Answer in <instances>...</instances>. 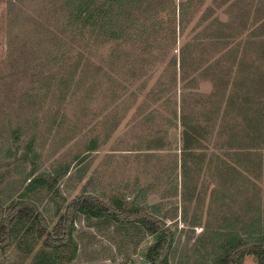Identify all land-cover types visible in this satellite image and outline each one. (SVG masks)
Listing matches in <instances>:
<instances>
[{
    "label": "rangeland",
    "instance_id": "374dc122",
    "mask_svg": "<svg viewBox=\"0 0 264 264\" xmlns=\"http://www.w3.org/2000/svg\"><path fill=\"white\" fill-rule=\"evenodd\" d=\"M14 1L0 0V210L7 211L14 202L24 200L37 207L49 222L51 229L70 201L81 194L84 184L88 188L96 186L93 191L97 190L94 194L98 196H92L98 198L102 204H106L112 196H119L126 200L130 207L142 203L143 213H148L150 202L160 196L164 204L162 211L164 210L166 216L171 217L174 210L178 212L179 208L182 214L186 215L187 223L196 224L192 229L188 224L180 228L178 221L166 220V225L175 232L170 264L211 263L215 257L209 239L213 237L211 232L219 225L225 226L233 220V216L242 218L244 209L249 204L254 207L258 205L254 187L245 183L241 177H234L232 171L224 167L226 161L240 165L241 160L236 156L231 163L225 153V145L218 147L215 144V147L209 144L205 150L197 151L189 160L186 157L184 163L181 158L179 173L177 171V175L172 176L175 168L170 170L168 165L172 163V158L179 154L178 148L182 146V142L176 148V143L173 142L170 150L175 152L168 153V158L165 156L166 152L158 153V157H164L162 167H157L161 161H137L131 154L134 152L128 150L147 129L149 132L153 131L155 126L166 129V118L172 119L174 115L180 116L181 119V109L187 110L191 100L188 97L180 98V92L198 90L208 93L210 88L212 89L209 79L201 78H197L199 83L196 90L185 88L184 85L187 82L194 83L189 80L195 78L186 75L182 79V74L189 73L190 64H195V59L189 57L185 63L188 65L184 67L179 62L181 47L187 42H192L206 23L198 24L196 19L190 20L183 30H178L176 44L173 45L171 39L163 40L159 46L155 45L149 52H145L139 59L140 63L136 64L135 60L125 65L118 58L112 59V66L105 65L102 68L104 72L108 71L111 78L99 71L100 75L96 73L90 78L87 76L84 81L81 74L84 58H79L78 52L83 51L82 47L88 39H77L75 32L60 34L61 29L59 31V28H54L52 39L48 37L50 40L41 43L38 41L40 34L32 35L28 23L23 22L27 20L26 14L37 13L38 7L31 1L16 0L25 2L23 7L19 6L22 8L19 9L21 15H17ZM57 37L59 42H56ZM220 39L213 36L211 40L204 41L216 44L199 45V48L206 51L199 50L196 54L199 61H205L207 65H218L217 76L227 79L233 73L237 75L238 64H232V58L226 57L230 51L224 49L215 52L214 46L217 49L220 47ZM157 41H160L159 37ZM263 48L261 45L257 53L253 51L251 56L247 57L254 58L262 69L264 56H259V52ZM107 52L110 50L104 48L101 55ZM150 52L149 57L147 54ZM212 52L214 54H211ZM191 55L193 57L194 53ZM212 55L216 56V60L208 59ZM52 57H56V60ZM146 59L148 61H145ZM89 60L92 64H99L98 57H91ZM73 64H77V68L71 76L68 71ZM245 67L247 66L242 67L245 71L243 77L248 75L256 82L260 73L258 66H250L249 70ZM219 69L221 71H218ZM253 70L255 72H252ZM174 71L175 81L171 76ZM197 75L196 72L194 76ZM256 90L260 89L252 91L256 93ZM185 100L187 106L183 104ZM179 103L180 109L177 110ZM161 107L164 113H161ZM139 109L143 110V114L152 113L154 121L147 123V126L139 123L136 116ZM160 114L165 120L159 119ZM153 124L154 126H151ZM237 130H241V127L238 126ZM231 131L233 130L227 129L218 142L232 143L231 145L239 143L240 137L233 138L228 135ZM214 141L216 142V137ZM245 163L242 159V165ZM65 167H68L69 171L56 185L55 188L59 192L57 195L46 191L25 195L28 179L53 174ZM155 167L156 172L165 175L161 178V190L154 186L153 175L145 180L141 178V187L132 184V177L136 172L138 174L146 170L149 174L151 168L152 171L156 170ZM242 173L246 174L244 171ZM111 174L115 177L111 178ZM83 178L85 181L82 184ZM256 183L262 203L263 173H260V180ZM148 185L152 187H147ZM154 189L160 191L153 195ZM226 193L229 195L228 199L225 197ZM231 194H234L233 197ZM56 212H60V215L55 216ZM138 216L140 211L128 215L121 214L118 220L137 221ZM243 221L234 222L235 225L241 226ZM81 222L82 216L78 215L73 231L75 240L80 244V252L85 240L87 244L93 245V248L99 244L108 245L113 252L110 259L116 264H145L148 262V248L158 240L157 234L139 236L132 232L133 229L128 234L127 230H121L123 227L120 225L109 231L105 229L107 242L96 244L91 241V236L87 235L93 231H80ZM221 240L219 237V242ZM95 258L102 259L101 256ZM249 259L257 261L253 255H246L236 264ZM33 260L32 255L24 253L18 247L14 236H11L7 247L0 248V264L26 263Z\"/></svg>",
    "mask_w": 264,
    "mask_h": 264
},
{
    "label": "trees",
    "instance_id": "16d2710c",
    "mask_svg": "<svg viewBox=\"0 0 264 264\" xmlns=\"http://www.w3.org/2000/svg\"><path fill=\"white\" fill-rule=\"evenodd\" d=\"M19 1H14V6L18 11L17 15H21L19 9L22 8L19 6L25 3ZM26 1H31L38 9H36L37 13L26 14L27 20L23 22L28 23L32 35L40 34L38 41L41 43L47 42L50 40L49 38L52 39V29L54 28H59V31L61 29L60 34L66 35L68 32H75L78 36L77 39L84 40V37L88 39L82 47L83 51L78 52L79 58H84L81 68L84 81L87 80V76L90 78L96 73L100 75L99 71L102 72L105 65L112 66V59L118 58L125 65H128L129 61L135 60L136 64L145 52H149L155 45L159 46L163 40L171 39L173 45L176 44L178 30H181L183 24L190 17L189 0H181L178 5L175 0ZM263 26L264 23L260 28ZM227 27L221 26V24L215 25L209 35H201V37L197 35L193 43H187L181 47L179 62L182 67L188 65L185 63L189 57L195 59V64H190L189 73L185 75L183 73L181 77L184 79L186 75L193 76L195 79L189 81L194 83L187 82L184 87L196 90L199 83L197 78L209 79L208 81L212 85V90L208 93L190 90L189 92L183 91L181 94V98H192L191 105L187 107V110L181 109V111L183 110L181 122L184 126L183 149H202L209 144L214 146L217 144L218 147L225 145L228 160L231 162L234 157L238 156L241 162L240 165H234L233 162H231L233 164H229L225 160L224 167L231 170L234 177H241L245 183L254 187V196L258 202L256 207L249 204L244 209L242 218L233 216V220H230L225 226L219 225L211 232L214 238L209 237V239L212 242L211 251L215 257L209 264H236L246 255H253L258 263L264 264V202L260 203L262 201L261 193L256 187V181L260 180V173H263L264 177V146L261 145H264V69L260 68L258 64H249V66L238 64L237 75L233 73L231 77L224 79L217 76L218 65H207L205 61H199V56L196 54L199 50L206 51L198 47L199 45L208 46V43L201 41L203 37L208 39L212 35V38L219 36L224 39ZM253 34L251 33V36ZM158 37L160 41H157ZM230 37L233 38L232 35ZM59 41L57 37L56 42ZM211 44H216V42H211ZM261 44L263 43L261 42ZM234 47H231L228 50L230 52L226 54L227 57L232 58V62L242 56V53L239 55ZM104 48L110 52L101 55ZM214 50L215 52L219 51L215 46ZM192 52L194 53L193 57H191ZM263 53L264 48L259 52V56H264ZM147 55L150 57L151 52ZM217 56L221 57L219 54ZM247 56L248 54L244 51L243 57ZM91 57L92 59L98 57L99 64L97 62L96 65L92 64L89 60ZM213 57L216 56H209L208 59ZM219 57L217 58L219 59ZM52 58L56 60V57ZM213 63L217 64V62ZM243 66H247L245 67L247 70L250 66H258L260 73L256 82L252 81L248 75L243 77L245 74ZM76 68L77 64L70 66L68 71L70 75ZM107 72L103 74L107 78H111ZM196 72L198 75L195 77ZM175 74L174 71L171 75L174 81ZM254 89L260 90H256L255 93L252 91ZM192 95L194 97H190ZM238 126L241 127V130H237ZM227 129L233 130L228 132L229 136L240 137L239 143L235 145L228 143V145L218 142ZM214 137H216V142ZM242 159L246 161L244 165H242ZM68 171V167H65L53 174L38 175L28 179L25 195L39 193V191L57 195L59 192L55 187ZM242 171L246 174L242 175ZM233 195L231 194L232 197ZM225 197L228 199L229 195L226 193ZM115 209L108 204H102L98 198L83 193L70 201L62 215L59 214L60 212L54 214L55 216L60 215V217L50 229L49 222L36 206L24 200H18L7 211L0 210V248L7 247L10 244L11 236H14L21 250L30 253L37 249L35 264L68 263L75 258L77 253V244L73 239L76 217L83 214L87 219L105 216L119 218L120 213ZM135 211L139 212L132 207L121 209L125 215ZM242 220L244 221L241 226L235 225L234 221ZM138 224L148 235L157 234L158 236V240L146 252L147 261L150 264H170L175 232L171 231L166 223L156 220L151 214H140ZM188 225L191 229L196 226L193 223ZM219 237L222 239L221 242H219ZM199 264L208 263L199 262Z\"/></svg>",
    "mask_w": 264,
    "mask_h": 264
},
{
    "label": "crops",
    "instance_id": "0c3cea01",
    "mask_svg": "<svg viewBox=\"0 0 264 264\" xmlns=\"http://www.w3.org/2000/svg\"><path fill=\"white\" fill-rule=\"evenodd\" d=\"M180 1L181 0H175L177 5L179 4ZM183 1H187V0H183ZM189 1H190V5H189L190 17L188 18V21L183 24V27H181L182 30L184 29V27H186L189 24L190 20H193V19H196L198 24L206 23L202 31L199 34H197L199 35V37H201V35H209L210 32L213 30L212 27L215 25L221 24V26H228L226 29V33L228 35L226 34L224 39L218 36V38H221L219 40L220 47L218 49L219 50L225 49V51H227L231 47L235 46L234 48L238 51V54L241 55L242 53V56L237 57L235 59V63L232 62V64L233 63L242 64V65L258 64L254 58H247V57L251 56L250 54H252L253 51H256L257 53L259 49L261 48V45H263L264 47V26L260 28V26L263 25L264 23V0H189ZM251 33H254V34L251 36ZM197 35H195V37ZM230 35H232L233 38H231ZM221 36H222V33H221ZM195 37L193 38L192 42H187V43H193L195 40ZM211 38H212V35L208 39L210 40ZM208 39H205L203 37L201 41H206ZM261 42L263 44H261ZM209 44L210 46L213 45L211 44V42ZM244 51L248 54L247 57H243ZM213 60H216V57H213ZM211 90L212 89L210 88V91ZM181 94L182 93L180 92V98H181ZM190 97H194V95ZM190 100L192 101V98H190ZM185 103L183 102L184 105H186ZM179 105L180 103L178 104L177 110L180 109ZM181 105H182V101H181ZM161 113H164L162 107H161ZM136 116L138 118L137 121L139 123L145 124L146 126H147V123L154 121L153 114L150 112L148 114H145V113L143 114L142 109L138 110V113L136 114ZM159 119L165 120V118H163L161 114L159 115ZM180 120H181L180 116L174 115L172 119L166 118V121H167L166 129H162L161 127L157 128L155 126V128L153 127V131L149 132V129H147V131L142 133L140 137L137 139V142L134 144L135 146L136 145L137 146L134 147V145H132L128 149L129 152H134V153H131L133 154V159H136L137 161L138 159L140 161H142L143 159V160H146L148 163H149V160L155 163L161 161V163L158 164L157 167L159 166L162 167V162L164 160V157H158V153L161 151H164L166 152V155H165L166 158H168V156L170 157V154L168 153L173 154L175 152V150H170V147L173 144V142L176 143L175 148L180 145V142H182L181 144L182 146H179L178 148L179 154L178 155L176 154L174 158H172V163L168 165V168L170 170H172V168H175V172L172 176L177 175V171L179 173V168L181 167V164H180L181 158H183L185 161L187 158L189 160L192 155L195 156V153L197 151H203L206 149V148L188 149V150L183 149V138L182 137H183V132H184V126ZM156 122H158V120ZM151 126H154V124ZM184 160H182L183 163H184ZM152 169L153 168H151V170L149 171V174H147L148 171L146 172V170H144L143 173L137 174L136 172L135 175L132 177L134 178V181L132 182V184H135V186L141 187L142 186L141 178L145 180L147 179L148 176L153 175V177L155 178L154 186L157 189L159 188L161 190L163 186V182L161 178L165 175L161 172H156L157 171L156 167H155L156 170L152 171ZM110 176L111 178L115 177L112 174ZM84 181L85 180L83 178L81 183L83 184ZM147 187L151 188L152 185H148ZM93 188L96 189V186L92 185L91 187L88 188V186L84 184V186L82 187L81 194L84 193V194L98 196L97 194H94V192H96L97 190L93 191ZM157 189H154L153 195H156L158 191H160ZM145 190L146 188H144V191ZM152 191L151 193H153ZM162 200L163 198L158 196L157 200L155 199L153 200V202H150L148 206V209H149L148 213H143L142 207H141L142 203L135 205V207L134 206L133 207L131 206V207L134 208L135 210H139L141 215L151 214L152 216H154L156 220H159L160 222L166 223V220L168 219L171 222L178 221V224H179L178 226L180 228L183 227L185 224L186 225L189 224L186 221V215L185 214L183 215L182 210H180L179 208H178V212L176 209L174 210V213L171 217L166 216L164 213V210L162 211V209L164 208V204ZM106 204H108V206H110L113 209L118 208L115 210H117L120 213V216L121 214H123L121 212L122 208L130 207L129 203L126 202V200L124 199L122 200L119 196H112V198H110L109 201L106 202ZM146 207L147 206H144V208ZM135 213H139V212L135 211ZM80 216H82L80 231H84V232L93 231V232H90L91 234H87V235H90L91 241L96 242V244H98V242L100 243L101 241L107 242L106 236H104L105 235L104 232L107 233L109 229L115 228V226L119 227L120 225H122L123 227V229L121 228V230L122 231L127 230L128 234L133 229L134 231L132 232L134 234H139V236H150L144 231L141 225L138 224V220L140 216L137 217L138 218L137 221H128L127 223L126 221L122 219L118 220L119 218H112L113 216L112 217H109V216L108 217L106 216L105 217H90L88 219L85 218L84 217L85 215L83 214H80L79 217ZM121 221L122 223H120ZM125 224H128V225H125ZM130 224H131V227H129ZM105 229L107 231H105ZM73 239L75 243L77 244V253H76L75 258L72 261L68 262L67 264H116L115 262L112 261V259H110V256L113 255V252L111 248L108 247V245L103 246V244L101 245L99 244L96 248H93V245L91 246L89 243L87 244L86 243L87 241L85 240L83 242V250L80 252V248H79L80 244L78 243L77 239L75 240L74 235H73ZM100 247H103V248L106 247V248L103 250L102 249L100 250L99 249ZM22 251L28 255H32L34 260L32 262H26V263L11 262V263H5V264H35L34 261H35V257L37 254V249H34L30 253L24 250ZM99 252L101 254H97ZM84 255L86 256L84 257ZM97 256H101L102 259L95 258ZM81 257H84V258H81ZM146 263H149V262H146ZM126 264H130V263H126ZM241 264H260V263H258L255 260L249 259V260H243Z\"/></svg>",
    "mask_w": 264,
    "mask_h": 264
},
{
    "label": "water",
    "instance_id": "95a60500",
    "mask_svg": "<svg viewBox=\"0 0 264 264\" xmlns=\"http://www.w3.org/2000/svg\"><path fill=\"white\" fill-rule=\"evenodd\" d=\"M145 264H150V263H145Z\"/></svg>",
    "mask_w": 264,
    "mask_h": 264
}]
</instances>
